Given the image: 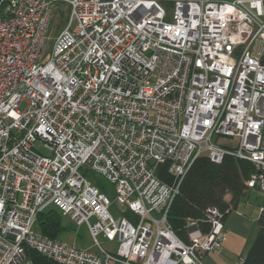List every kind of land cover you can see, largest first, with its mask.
<instances>
[{"label":"built area","instance_id":"built-area-1","mask_svg":"<svg viewBox=\"0 0 264 264\" xmlns=\"http://www.w3.org/2000/svg\"><path fill=\"white\" fill-rule=\"evenodd\" d=\"M0 6V264H34L32 250L56 264H205L220 252L219 207L205 208V228L186 219L187 240L167 214L202 155L250 161L246 188L264 193V0ZM48 208L85 225L95 249L37 231Z\"/></svg>","mask_w":264,"mask_h":264},{"label":"trees","instance_id":"trees-1","mask_svg":"<svg viewBox=\"0 0 264 264\" xmlns=\"http://www.w3.org/2000/svg\"><path fill=\"white\" fill-rule=\"evenodd\" d=\"M253 171L254 166L250 161L231 155L224 156L219 163L211 161L205 155L197 157L182 179L179 191L168 210L167 221L176 235L187 240V218L199 220L202 228H205L206 224L202 219L207 206L219 207L224 212V218L230 211L235 210L246 195L245 181ZM90 174L87 173L88 177ZM93 183L104 190L99 179H95ZM62 218L55 208L41 211L37 214L36 230L43 235L57 238L74 229L72 223L64 224ZM30 256L34 264H56L34 250L30 252ZM241 264H264V204L256 220V233Z\"/></svg>","mask_w":264,"mask_h":264},{"label":"rangeland","instance_id":"rangeland-1","mask_svg":"<svg viewBox=\"0 0 264 264\" xmlns=\"http://www.w3.org/2000/svg\"><path fill=\"white\" fill-rule=\"evenodd\" d=\"M228 1H230V0H228ZM59 20H60L59 16L55 17V19H54L55 22H59ZM60 27H61V25H60ZM60 27H58L57 29H59ZM54 33H55V31H54ZM50 47H51V41L47 42L45 49H44V54L46 57L49 54ZM22 107H23V105H22ZM42 150H43V152L45 151V149H42ZM89 177H91V179H93L94 182H95V179H99L103 183L104 190L107 193L108 197L111 199L114 197L113 185L111 183L107 182L100 174L91 173L89 175ZM245 201L249 204V206L251 208H254V207L257 208L258 205L264 204V193L261 192L257 188L248 189L246 191V195L239 202L238 209L241 212H245V210H246L244 207L245 203H246ZM110 210L114 215L118 214L114 204L111 205ZM62 222L64 224L71 223L67 216H63ZM254 235L255 234H252L251 237L247 241L242 242V245H241L242 253H244L246 251V249H248ZM225 237L226 238H225V241L223 244L224 246L226 243L228 245L233 243L230 236L228 237L226 234ZM59 238L64 240V241L72 242V243H74L77 246L82 247V248H89L92 250L95 249V247L93 246L92 238H91V236L88 232V229L86 228L85 225L75 226L74 229L66 231V232L62 233L61 235H59ZM236 242L237 241H235V243ZM100 244H101L102 248L109 250V251H115V249H116V242L115 241L111 242V241H107L103 238H100ZM239 246H240V243H239Z\"/></svg>","mask_w":264,"mask_h":264},{"label":"crops","instance_id":"crops-1","mask_svg":"<svg viewBox=\"0 0 264 264\" xmlns=\"http://www.w3.org/2000/svg\"><path fill=\"white\" fill-rule=\"evenodd\" d=\"M238 206L239 204L235 210L230 211L224 218L222 250L218 253L204 254L203 261L205 264H237L239 258L245 256L247 249L242 253V242L247 241L252 234L256 233V220L262 212L260 208L263 205L251 208L246 202L245 212L239 211ZM226 234L231 237L233 243L229 245L226 243L224 246ZM235 241L237 242L235 243Z\"/></svg>","mask_w":264,"mask_h":264},{"label":"water","instance_id":"water-1","mask_svg":"<svg viewBox=\"0 0 264 264\" xmlns=\"http://www.w3.org/2000/svg\"><path fill=\"white\" fill-rule=\"evenodd\" d=\"M2 1H3V0H0V4H1Z\"/></svg>","mask_w":264,"mask_h":264}]
</instances>
